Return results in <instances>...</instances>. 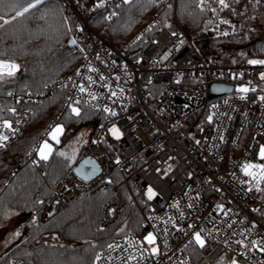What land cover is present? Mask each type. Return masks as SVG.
I'll return each instance as SVG.
<instances>
[{"label":"built area","instance_id":"1","mask_svg":"<svg viewBox=\"0 0 264 264\" xmlns=\"http://www.w3.org/2000/svg\"><path fill=\"white\" fill-rule=\"evenodd\" d=\"M63 1L76 18L74 47L81 60L55 87L64 93L66 110L79 100L80 110L96 112L81 159H97L101 173L84 179L73 168L57 183L41 219L82 194L112 188L116 192L104 203L99 223L102 229L112 228L127 207L119 190L125 186L142 214L141 230L117 236L94 264H193L194 252L203 264H230L232 259L264 264V252L252 246L253 240L264 246V181L257 186L242 170L245 164L264 165L259 157L264 145V65L205 57L177 17L159 29L154 18L118 43L94 27L97 7ZM104 2L103 8H109L123 0ZM0 60L19 65L15 73L21 68L16 61ZM213 82L231 85L232 90L213 97ZM80 86L86 91L80 92ZM241 87L255 91L241 93ZM23 122L19 116L14 125L18 131L8 135L10 140L18 139ZM56 123L47 126L33 146V159ZM113 126L122 133L119 138L109 131ZM149 187L156 193L151 200ZM197 231L206 241L204 248L193 240ZM149 233L156 238L155 255L145 241ZM240 240L244 245L237 243ZM7 264L28 262L12 258Z\"/></svg>","mask_w":264,"mask_h":264},{"label":"trees","instance_id":"2","mask_svg":"<svg viewBox=\"0 0 264 264\" xmlns=\"http://www.w3.org/2000/svg\"><path fill=\"white\" fill-rule=\"evenodd\" d=\"M79 1L89 7H96L99 2ZM225 1L228 8H221L217 0H205L201 11L199 0H156L155 5L147 4V0H132L119 7L97 8L93 25L121 43L154 18L158 19L155 28L159 29L176 15L205 57L221 56L229 63L233 59L242 63L252 57L264 58V26L253 29L248 19L249 11L264 18V0L259 4L256 0ZM10 2L13 0H4L5 4ZM18 2L26 6L34 0ZM112 12L117 15L104 19ZM15 13V9L0 6V15L5 19ZM218 27L232 31L216 35ZM76 31V18L63 0H43L23 17L0 28V59L13 60L21 66L13 76L0 79V116L12 121L13 126L19 116L24 119L18 139H9L6 147H0V218L14 210L24 226L19 244L8 251L0 264H7L12 258L28 264H94L101 249L117 236L141 230L142 214L125 186L119 190L127 207L119 224L112 228L102 229L99 224L104 203L116 192L112 188L94 195L82 194L59 212L41 219L57 183L74 168L81 155L56 149L47 160L38 156L35 160L30 156L33 146L50 124L63 120L80 125L84 121L91 123L96 116L87 108L81 110L80 116L66 110L64 93L55 87L64 74L79 66L81 58L76 48L68 45ZM9 108L16 109L15 115L7 111ZM61 152L65 155L61 156ZM193 259V264H203L197 252Z\"/></svg>","mask_w":264,"mask_h":264},{"label":"snow or ice","instance_id":"3","mask_svg":"<svg viewBox=\"0 0 264 264\" xmlns=\"http://www.w3.org/2000/svg\"><path fill=\"white\" fill-rule=\"evenodd\" d=\"M260 0H256V3L259 4ZM41 3H43V0H34V2H28L26 6L23 5H19L18 0H13V2L4 3V0H0V6L3 7H7L10 10L15 9L16 13L15 16H13L11 19H5L4 15H0V21H3V23H0V28L4 27V25H8L10 23H12V21L23 17L26 13H28L30 11V9L36 8L38 5H40ZM124 4H130L132 3V0H123ZM217 3L221 6V8H228L229 4L225 2V0H217ZM147 4L149 5H155L156 4V0H147ZM204 6H205V0H199V4L198 7H200L201 11L204 10ZM97 8H103L105 7V2L104 0H100V3H98L96 5ZM117 7H119V5H117ZM170 7V5H169ZM213 12H215V9H211ZM117 15L116 12H112L111 14H109L108 16L104 17V19L106 20H111L113 16ZM221 23H227V21H221ZM151 30V26L148 29V31ZM68 31H71V28L68 29ZM173 35H176V33H172ZM224 35H227V33H223ZM139 39V37L137 38ZM73 44L76 43L75 40L72 41ZM135 43V42H134ZM164 59H167V55H165L163 57ZM248 63L250 65H264V60H256V59H252V60H248ZM19 65L10 62V61H4V60H0V79H3L5 76H13L15 74V72L18 70ZM92 71H94V69H90ZM79 74V73H77ZM262 78H264V74H261ZM89 80H91V77H89ZM80 92H85L86 89L83 86H80L79 88ZM239 92L241 93H248L249 91H255L254 88L250 89L249 87H241L238 89ZM113 95H115V93H112ZM93 99H95V97H92ZM244 97H241V99H243ZM261 100H264V96L260 97ZM80 104L79 100L73 101L72 103H70L68 105V107L70 108L72 114H74L75 116H80L81 110L80 108L77 106ZM0 111H3V109H0ZM8 112L12 113L13 115H15L16 113V109L15 108H9L7 109ZM104 111L109 112L111 115L115 116L116 113L113 112L111 109L105 108ZM209 121H211V116L208 118ZM4 130H7L8 132L11 133H15L16 131H18L17 128H15L13 126V122L7 119H4L3 116H0V147H6V142L9 140V136L5 133ZM116 138H119L120 135H122V133L120 132L119 128H116L115 126H113L112 129L109 130ZM64 132V128L62 125H56L55 127L52 128V130L48 133V135L50 136V138L52 140H54L56 143H59V137L60 135H62ZM197 143H199V141H197ZM38 154L40 156V158L42 160H47L49 158V156L51 155L53 149H52V145L48 143V141H44L39 149L37 150ZM61 156L65 155L63 152L60 153ZM259 157L260 159H264V145L261 146L260 148V152H259ZM119 162V161H117ZM252 169H258L259 170V175H257V173L255 171H251ZM244 174L246 176H251L253 180L256 181L257 186L259 185V183L261 181H264V165H258V164H245L243 166ZM257 190H259V188L257 187ZM148 199L151 200L156 193L152 191L151 187H149L148 189ZM193 225H189V228H192ZM15 235H19V232L15 233ZM155 236L152 235V233H149L146 237H145V241L149 244V245H154L155 244ZM193 240L195 242V244H197L200 248H204L206 246V241L205 239L202 237L201 233L199 231L195 232L193 234ZM237 243L244 245V241L240 240L237 241ZM259 241L253 240L252 241V246L253 247H258L259 251L264 252V246H260ZM113 247L112 245H109V248ZM151 252L153 255L157 254L158 252V248L156 247H152L151 248ZM100 257L98 256L97 259H99ZM134 257H130V259H133ZM230 264H237V261L235 259H232L230 261Z\"/></svg>","mask_w":264,"mask_h":264},{"label":"rangeland","instance_id":"4","mask_svg":"<svg viewBox=\"0 0 264 264\" xmlns=\"http://www.w3.org/2000/svg\"><path fill=\"white\" fill-rule=\"evenodd\" d=\"M246 10L247 9H245V11ZM248 13V19L251 22V26L253 29H257L258 27L264 26V18L261 15L252 11H249ZM176 17L177 16L175 15V18ZM231 31L232 29L230 28L223 29L218 27L215 30V34L222 35L223 33H229ZM233 62L237 63V60L233 59ZM56 125H62L64 128L63 134L59 137L61 139L62 144H57L49 137H46L43 140V142L48 141V143L52 145V153L56 149H61L66 152L71 151L73 155L77 153L81 155L83 148L87 145V142H89L91 138L92 122L90 123L88 121H84L80 125L73 126L70 123H67L63 120H59L55 125H53V127H55ZM38 157L40 158L39 154ZM251 171L256 172V169H252ZM17 232H19L18 236L15 235V233ZM23 232L24 226L19 218L18 212H15L14 210H9L5 213L4 217L0 218V260L6 256L8 251H10L14 246L19 244L20 240L22 239ZM151 247L155 246L151 245Z\"/></svg>","mask_w":264,"mask_h":264},{"label":"water","instance_id":"5","mask_svg":"<svg viewBox=\"0 0 264 264\" xmlns=\"http://www.w3.org/2000/svg\"><path fill=\"white\" fill-rule=\"evenodd\" d=\"M73 40L74 38H70L68 40V45L70 47H74L76 45V43H72ZM231 90V85H226L218 82H213L211 84V96L213 97L229 92ZM74 171L84 179H91L101 173V166L97 159L93 157H85L76 163V165L74 166ZM52 215H54V213H52Z\"/></svg>","mask_w":264,"mask_h":264}]
</instances>
